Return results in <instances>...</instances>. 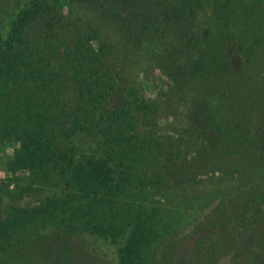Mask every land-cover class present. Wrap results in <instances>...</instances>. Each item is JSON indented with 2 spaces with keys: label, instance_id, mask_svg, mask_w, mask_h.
<instances>
[{
  "label": "trees",
  "instance_id": "trees-1",
  "mask_svg": "<svg viewBox=\"0 0 264 264\" xmlns=\"http://www.w3.org/2000/svg\"><path fill=\"white\" fill-rule=\"evenodd\" d=\"M150 65L187 109L179 128L141 94ZM7 143L6 170L42 199L0 219V264H68L81 234L119 264H264V0H10ZM214 173L235 181L212 207L168 206Z\"/></svg>",
  "mask_w": 264,
  "mask_h": 264
},
{
  "label": "rangeland",
  "instance_id": "rangeland-1",
  "mask_svg": "<svg viewBox=\"0 0 264 264\" xmlns=\"http://www.w3.org/2000/svg\"><path fill=\"white\" fill-rule=\"evenodd\" d=\"M10 5V0H0V13L3 9ZM66 7H63L65 10ZM206 10H200L198 14L199 23L205 22V28L210 31L208 25L209 15ZM213 27V25H211ZM141 87V94L150 99L160 100L161 108L159 110L160 123L168 122L169 128L176 129L179 125L186 124L187 113L186 107L179 103L174 96V88L170 79L158 68L146 66L138 73L136 79ZM70 90L64 91L65 97ZM12 144L7 143L0 146V219L5 217L10 206L19 207H35L42 199L40 194L29 192L25 188L28 178L24 174H10L6 170V162L12 154ZM234 179L221 177L218 173L208 174L196 179L193 184L180 187L175 194L167 195L168 206L177 204L180 206L184 203V199L191 201L192 209L189 213H195L200 210L199 206L204 203L206 197H210L209 206H213L220 197L229 190ZM167 206V207H168ZM210 207V208H211ZM209 207L204 209V213ZM196 211V212H195ZM69 261V260H68ZM31 264H51L47 259H36ZM53 264H66L64 262ZM68 264H119L116 247L106 241L97 239L89 234L77 235L73 240L71 260Z\"/></svg>",
  "mask_w": 264,
  "mask_h": 264
}]
</instances>
